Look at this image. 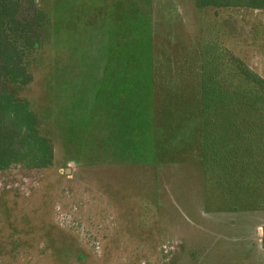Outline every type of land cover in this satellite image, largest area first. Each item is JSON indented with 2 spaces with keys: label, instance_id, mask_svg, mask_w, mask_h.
<instances>
[{
  "label": "rangeland",
  "instance_id": "374dc122",
  "mask_svg": "<svg viewBox=\"0 0 264 264\" xmlns=\"http://www.w3.org/2000/svg\"><path fill=\"white\" fill-rule=\"evenodd\" d=\"M20 2L48 16L15 98L52 157L0 170V264H264V6Z\"/></svg>",
  "mask_w": 264,
  "mask_h": 264
},
{
  "label": "trees",
  "instance_id": "16d2710c",
  "mask_svg": "<svg viewBox=\"0 0 264 264\" xmlns=\"http://www.w3.org/2000/svg\"><path fill=\"white\" fill-rule=\"evenodd\" d=\"M18 1L20 2V0H0V14L6 11L8 21L7 36L1 37L0 43V122H4L5 119L4 124L0 126L2 129L0 131V170L8 166L10 162L21 160H26L27 167H45L48 166L52 157L49 139L39 134L38 129L34 130L33 128V123H36L35 125L38 128L34 115L26 109L22 100L15 98V89L29 83V76L26 75L21 66L22 54H25V51L22 53L18 46L31 50L44 39L48 34V16L43 11L36 9L34 4H30L32 11L30 14L23 13L18 7L20 6ZM27 1L29 2V0ZM235 1L239 0H197V5L205 7L222 4V6H227L230 2ZM243 1L253 2L256 6L261 4V6H264V0ZM18 15L21 19L18 18ZM8 36L9 39H5ZM4 39L7 41L6 45L3 42ZM18 41H20V45L16 44ZM244 80L245 85L251 89L262 85L261 79L255 75L251 77L244 76ZM246 94H248L247 100L249 102L258 100L259 93L250 90ZM259 100L263 101L264 99L261 96ZM14 134L16 136L20 135L22 148L26 143L33 155L29 157V150L22 155V148L13 147L12 143H15V140L12 137ZM7 138H9V141H7Z\"/></svg>",
  "mask_w": 264,
  "mask_h": 264
},
{
  "label": "water",
  "instance_id": "95a60500",
  "mask_svg": "<svg viewBox=\"0 0 264 264\" xmlns=\"http://www.w3.org/2000/svg\"><path fill=\"white\" fill-rule=\"evenodd\" d=\"M263 237H264V229H263Z\"/></svg>",
  "mask_w": 264,
  "mask_h": 264
}]
</instances>
